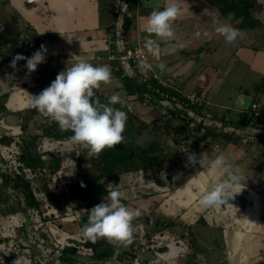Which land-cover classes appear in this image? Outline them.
<instances>
[{"label": "flooded vegetation", "instance_id": "af4514ba", "mask_svg": "<svg viewBox=\"0 0 264 264\" xmlns=\"http://www.w3.org/2000/svg\"><path fill=\"white\" fill-rule=\"evenodd\" d=\"M15 1L0 0V264H264V234L252 227L248 211L253 190L247 201L242 189L214 208L202 207L191 188L181 191L198 178L202 187L223 178L187 157H213L225 136L190 130L182 119V131L169 132L155 112H133L135 117L125 111L123 142L89 156L72 142L70 130L30 106V94H39L70 66L62 50L48 44L50 35L37 31L18 38ZM41 45L46 62L35 72L28 74L25 60L10 66L14 56L31 57ZM102 85L111 94V84ZM96 94L102 104L111 97ZM108 184L141 213L127 247L92 243L81 233L88 209L102 202Z\"/></svg>", "mask_w": 264, "mask_h": 264}, {"label": "crops", "instance_id": "0c3cea01", "mask_svg": "<svg viewBox=\"0 0 264 264\" xmlns=\"http://www.w3.org/2000/svg\"><path fill=\"white\" fill-rule=\"evenodd\" d=\"M23 1H15V15L18 11L33 22L35 31L26 33L38 31L50 35L48 44L53 50H62L64 55L73 49L84 50L90 57L95 56V59H109V55L114 54L113 31L118 10L117 0L110 5L109 16L107 11L110 0H32L36 7L25 5ZM175 2L182 8V15L174 23L175 38L166 44L157 41L158 46L166 49V52L158 56L148 52L154 74L163 84L164 94L170 100L182 103L202 115L205 110L189 106L183 95L202 90L208 102L206 112L213 119L239 128L250 124L264 127V120L249 117L254 104L259 105L260 115L264 117V0ZM164 4L165 0L130 3L124 27L125 39L132 44L144 46L149 37L141 30V26L146 23V17L151 11L162 10ZM217 20L229 22L240 29L243 38L232 45L226 44L224 37L215 32ZM53 38H57L59 43L55 45L51 41ZM160 63L165 65L164 70L157 67ZM140 94L144 95V99L138 97L135 112H151V104L144 105L150 94L144 91ZM241 95L245 97V104L238 108L236 101ZM131 98L134 99L132 93ZM160 112L157 114L162 115ZM162 117L164 126L172 128L182 124L175 116L169 118L166 114ZM220 140V153L226 156L230 165L242 169L246 179L241 183L244 186L241 185L243 200L247 201V194L253 190L252 187L255 188L257 183L264 185V138L232 135ZM216 154L219 153L212 152L213 156ZM251 201L254 205L248 211L256 207L255 192ZM263 217L264 212L258 225L259 236L264 234ZM254 240L257 249L260 240L258 236Z\"/></svg>", "mask_w": 264, "mask_h": 264}, {"label": "clouds", "instance_id": "9594fccd", "mask_svg": "<svg viewBox=\"0 0 264 264\" xmlns=\"http://www.w3.org/2000/svg\"><path fill=\"white\" fill-rule=\"evenodd\" d=\"M207 10L204 14H206ZM182 15V8L175 0H165L162 10L154 9L146 17V23L141 30L148 34L144 44L147 52L160 55L166 52L157 45V41L167 43L175 38L174 23ZM215 32L224 37L225 43L234 44L243 38V32L229 22L216 21ZM152 37H155L153 39ZM70 42V41H69ZM47 48L41 49L25 57L17 54L10 66L16 69L21 60L26 61L28 74L35 72L40 64L46 62ZM90 58L77 56V61L58 73L50 86L39 94H30L29 104L40 113L54 120L61 130H70L72 142L88 150L89 156H99L106 149L120 145L124 136L127 113L115 107L124 101L118 94L112 95L107 104H102L95 96L102 84L112 81V71L107 65L96 66L89 62ZM145 68H151L146 60L141 62ZM164 70L165 65L157 66ZM237 106L245 104L243 95L237 97ZM188 163L192 165H207L210 175L223 177L217 179L210 186H201L200 179L186 182L183 191L185 194L192 189L194 195L200 197L199 204L204 208H214L235 198L242 191L241 182L245 179L242 169L233 167L223 153L209 157L206 153L200 154L197 159L195 153L188 154ZM203 176V173L200 174ZM206 185L207 181H203ZM83 186V185H82ZM106 193L101 203L88 209V221L81 228L84 239L96 243L98 240L115 242L127 247L133 242V220L140 216L139 210H130L123 202L124 193L120 188L107 185Z\"/></svg>", "mask_w": 264, "mask_h": 264}, {"label": "water", "instance_id": "95a60500", "mask_svg": "<svg viewBox=\"0 0 264 264\" xmlns=\"http://www.w3.org/2000/svg\"><path fill=\"white\" fill-rule=\"evenodd\" d=\"M25 5L36 7L35 4H32V0H24L23 1ZM118 4V10H117V16L113 31V37H114V54L116 56L115 61H111L108 59V57H105V59H95V56L90 57L88 53L84 50L76 51L73 49V51H68L65 53V58L62 59L65 63L73 64L77 61V58L75 56L83 55L86 58H90L89 62L93 65L100 66V65H107L111 68L112 71V81H111V94L109 96H112L114 94H118L122 101H124V107H121V105L118 103L115 105L116 108L126 111L127 113H130L131 115L137 117L135 112V109L138 107V94L134 95V99L131 98V92L130 91H138L139 89L143 88V83L139 79L137 73L132 68L126 52H125V23L127 19L128 9H129V2L128 0H117ZM18 10V9H16ZM15 25L20 29L18 38L20 39V36L23 37V35L26 34V31H35L33 22H31L29 19H27L22 13L17 11L16 15V22ZM23 40V39H20ZM53 43L56 45L59 43V40L52 39ZM46 43V42H45ZM71 43V42H70ZM68 56L69 58H66ZM53 79V78H52ZM97 91V94L99 97H107V91L108 89L101 85V87ZM151 103V107L153 110H161V114L164 113L169 114L170 117L175 116L179 120H185V121H192L194 122L199 128L205 130L214 132L216 134H225V135H235L240 137H246V138H264V127L257 126L250 124L244 128L236 127L232 124H224L221 121L215 120L213 118H208L206 116H203L201 114H198L193 109H190L186 105L171 101L169 98H158L157 96H154L153 94H150L149 99ZM157 114V112H155ZM161 115V117H162ZM169 117V118H170ZM158 119V118H157ZM162 121L163 117H162ZM184 128L183 124H180L177 127L169 128V132L176 130V131H182ZM254 192L256 193V207L249 210V212L252 215V221H253V228L257 230L258 225L261 221V217L264 212V185L262 183L255 185V188L252 187ZM246 192H249V190L245 189ZM251 218V216H250ZM255 219V220H254Z\"/></svg>", "mask_w": 264, "mask_h": 264}, {"label": "built area", "instance_id": "2783aa9c", "mask_svg": "<svg viewBox=\"0 0 264 264\" xmlns=\"http://www.w3.org/2000/svg\"><path fill=\"white\" fill-rule=\"evenodd\" d=\"M129 4H139L141 0H128ZM158 45V42H157ZM125 52L127 55V58L132 66V68L135 70L137 73L139 79L143 83V91L144 93L148 92V94H153L154 96H157L158 98H168L164 94L163 89V84L160 82L157 78V76L154 74L153 68H145L143 64L141 63L142 60H146L148 64L151 65L150 60L148 58V52L144 48L143 45L141 44H132L130 41L128 42L127 40L125 41ZM110 60L116 59L115 54L109 55ZM152 66V65H151ZM158 80V81H157ZM165 88V87H164ZM202 91V90H201ZM197 91H193L188 94H183L184 98L189 106L195 107L198 110H205L203 112V116H206L208 118H212L209 113L206 112L207 110V104L208 102L205 100L203 94ZM170 99V98H169ZM172 101V100H171ZM176 102V101H175ZM152 102L150 100H146L144 102V105H149ZM258 104H254L252 107V110L249 112V117L254 118L255 120H264V117L260 115V111L258 110L259 108ZM166 114V113H165ZM169 116V114H167ZM170 117V116H169ZM186 126L190 130H194L198 128V126L192 122V121H187Z\"/></svg>", "mask_w": 264, "mask_h": 264}, {"label": "rangeland", "instance_id": "374dc122", "mask_svg": "<svg viewBox=\"0 0 264 264\" xmlns=\"http://www.w3.org/2000/svg\"><path fill=\"white\" fill-rule=\"evenodd\" d=\"M113 2H114V0H110V2H109V6H108V15L107 16H109L110 14H111V9H110V5L111 4H113ZM254 12V11H253ZM14 14V13H13ZM153 112H160L159 110H154ZM153 114H156V113H153ZM157 115V114H156ZM158 116V115H157ZM189 136H190V134H189ZM232 135H230V136H228V137H231ZM235 136V135H234ZM194 137V136H193ZM246 180V179H245Z\"/></svg>", "mask_w": 264, "mask_h": 264}, {"label": "trees", "instance_id": "16d2710c", "mask_svg": "<svg viewBox=\"0 0 264 264\" xmlns=\"http://www.w3.org/2000/svg\"><path fill=\"white\" fill-rule=\"evenodd\" d=\"M132 94H134V95H136V93L137 94H139L138 95V97L139 96H141V98H143L144 99V95L143 94H140V93H143V88L142 89H139L137 92L136 91H130ZM214 134V133H213ZM221 135H224V134H221ZM228 136H230V135H225V137H228Z\"/></svg>", "mask_w": 264, "mask_h": 264}]
</instances>
